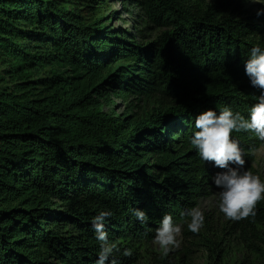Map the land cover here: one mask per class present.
Returning a JSON list of instances; mask_svg holds the SVG:
<instances>
[{
    "label": "trees",
    "instance_id": "16d2710c",
    "mask_svg": "<svg viewBox=\"0 0 264 264\" xmlns=\"http://www.w3.org/2000/svg\"><path fill=\"white\" fill-rule=\"evenodd\" d=\"M137 1L161 29L148 41L114 29L102 13L107 0H0V264H95L91 221L100 210L113 213L107 231L120 264L141 259L165 213L208 245L214 215L192 233L181 213L211 197L219 189L211 176L224 170L189 139L203 111L230 106L247 116L256 103L245 62L264 46L256 15L264 5ZM233 135L252 170L263 142ZM134 208L147 211L146 225ZM224 229L264 254V201L255 217L228 219Z\"/></svg>",
    "mask_w": 264,
    "mask_h": 264
},
{
    "label": "clouds",
    "instance_id": "9594fccd",
    "mask_svg": "<svg viewBox=\"0 0 264 264\" xmlns=\"http://www.w3.org/2000/svg\"><path fill=\"white\" fill-rule=\"evenodd\" d=\"M247 2L264 5V0ZM256 15H264V8L258 9ZM245 73L251 85L260 90L248 115L245 116L230 106H223L218 110L209 108L195 117L196 131L189 139L191 147L202 161L214 162V167L224 170L211 176V180L220 189L217 193L219 211L232 221L255 217L257 204L264 201V179L245 168L248 153L233 135L240 132L251 133L264 142V46L259 43L250 49L245 62ZM132 214L141 225H146L150 220L146 210L134 208ZM112 215L110 210H100L91 221L95 239L99 243L95 264H120L116 256L120 249L109 239L107 231V222ZM181 217L190 218L187 230L192 233H198L205 223V213L199 205L186 209ZM182 229L181 222L175 220L171 213H165L155 229L152 242L167 254L180 247ZM132 254L131 249L123 251L124 256Z\"/></svg>",
    "mask_w": 264,
    "mask_h": 264
},
{
    "label": "rangeland",
    "instance_id": "374dc122",
    "mask_svg": "<svg viewBox=\"0 0 264 264\" xmlns=\"http://www.w3.org/2000/svg\"><path fill=\"white\" fill-rule=\"evenodd\" d=\"M103 10L102 13L105 12L107 18H111V25L116 30L128 31L147 41L161 32V29L152 25L137 0H107ZM113 101L118 113L127 112V104L122 98L113 97ZM132 113L141 115L142 110L138 108ZM251 171L264 179V142L256 151ZM219 190L216 189L211 197L202 199L199 205L204 213H210L218 220L217 224H213V228L208 227L214 229L213 233L205 232L202 236L208 245L198 243L197 239L185 236L182 231L180 247L170 250L167 254L158 245L153 244V240L144 242L141 259L136 264H161L165 260L167 264H264V254L251 253L242 243L232 240L230 231L224 229V223L228 219L219 211ZM209 240L217 243L218 248L215 249L214 243L211 244Z\"/></svg>",
    "mask_w": 264,
    "mask_h": 264
}]
</instances>
